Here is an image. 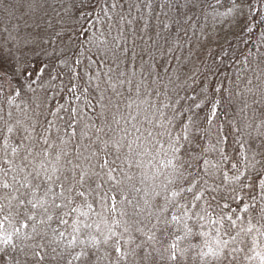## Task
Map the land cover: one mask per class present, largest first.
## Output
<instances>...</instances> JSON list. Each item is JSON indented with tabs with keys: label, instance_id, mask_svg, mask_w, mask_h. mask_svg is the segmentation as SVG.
<instances>
[{
	"label": "snow or ice",
	"instance_id": "snow-or-ice-1",
	"mask_svg": "<svg viewBox=\"0 0 264 264\" xmlns=\"http://www.w3.org/2000/svg\"><path fill=\"white\" fill-rule=\"evenodd\" d=\"M102 2L104 7L101 10L108 15L107 0ZM217 2L219 3V0ZM125 3L128 7L127 13L122 11L117 13L121 35L125 25L131 27L137 19L143 20L142 15L129 18L132 16L133 8L140 12L139 3L135 0H125ZM166 5L171 7L170 0H166ZM189 5L194 6V0H185L183 7L187 8ZM243 5L244 0L239 3L237 0H232V6L225 15L241 10L242 16ZM124 6V3L114 0L110 7L115 10L118 7L123 9ZM144 7L151 10V0ZM160 7H165V4H161ZM108 19L112 20V16L108 15ZM174 23L179 24L180 21L176 20ZM168 26L164 24L165 28ZM147 27L148 23H145L144 28ZM133 32H135L134 28ZM133 75H135L134 71ZM127 83L131 84L132 81L128 80ZM110 87L115 91L114 84ZM77 88V85H73L69 91L75 94ZM84 91L87 92V88ZM117 95L124 94L117 93ZM136 95L137 98L140 97V85L136 86ZM103 99L101 95V100ZM179 103L180 101L176 100L175 105ZM217 103L219 101L212 104V116L216 115ZM254 103L259 102L254 101ZM142 104L147 105L146 109H141ZM133 105L136 107L135 115L131 111H128L127 115L120 113V120H123L125 125L130 124L131 130L128 127H119L120 120H117L115 115L113 122L117 128H112L111 124L106 123L109 132L113 135L107 140H101V143L105 149L111 145L116 154L115 159L109 161L107 157L112 153L105 151V158L99 165L101 169L107 168V181L104 182H111L107 191H98L102 189V183H96L95 188L92 187L95 183L94 178H101V173L95 171L96 165L92 163L97 156L96 152H90L88 156L77 152L74 159H68V153L64 148L50 143L46 136L43 138V145H39L33 134L35 124L25 125L22 120H17L16 126L23 128L25 135L14 144L9 136L18 128L13 125L7 126L0 143V189L4 190L0 195V201L6 202L0 203V264H49L50 261H56L57 264L60 262L73 264L74 261L82 260L87 261L88 264H99L101 260L107 261V264H127L128 257L138 255L142 248L145 261L152 259L155 254L160 260L165 261V264H180L187 258L189 251L194 252L202 262L208 257L215 260H230L236 253L243 251L242 248H234L230 245L237 243L241 233L247 236L253 232H255L252 238L253 250L260 246L258 237H264V206L259 208L255 224L252 223L253 217L248 215L247 228H245L243 227L245 217L238 214L236 208L231 209L232 215L220 216L212 220L207 208L198 205L204 192L208 190L206 187L208 181L204 177L210 175V162L203 159L201 164L202 153L208 149H202L201 154L189 150L188 146H191L195 139L192 132L195 122L192 117H188L185 122L181 119L184 110L178 111L170 101L157 106L148 99L137 103L129 96L124 106L130 110ZM101 107L106 109L108 106L102 104ZM169 107L172 108L171 116L164 111ZM115 108L117 112L120 111L119 102L115 104ZM72 111L75 113V109ZM11 115L9 112L8 116ZM141 116L142 119H138ZM261 124L264 125V121ZM248 127H251V124ZM47 131L48 129H45V132ZM96 131L103 133L104 128L99 127ZM258 135L264 136V132H258ZM97 139L100 137L98 136ZM125 148L127 152L122 151ZM241 148H244V144H241ZM185 156L188 159H184ZM257 156H264L261 145L252 149L251 159L244 155L243 160L240 161L244 171L249 168L257 172L264 171V160H257ZM145 158L150 168L141 172L139 182L145 184L149 180L153 181L152 198L161 197L163 193V203L154 205L150 199L145 198L143 206L139 202L134 205V215L138 218L129 220L126 219L127 211L122 207L118 208L117 195L121 196L120 205L125 202L133 203L124 194L122 186L125 182L134 180L128 170L133 167L145 168ZM117 161L120 162L119 165ZM257 164L261 165L260 169H256ZM212 167L216 166L212 165ZM118 168L121 173L120 178L114 175ZM197 168L203 169V175L196 171ZM232 168L238 173L233 179L239 181L244 172L240 171L236 163L232 164ZM225 179H228L227 173ZM157 180L159 184L155 183ZM260 187L264 189V180L260 181ZM131 188L135 192L142 191L135 184H131ZM115 189H118L117 194H113ZM185 194H190V198ZM148 196L149 192L145 191V197ZM205 203L211 206L208 201ZM95 204H99L100 211H96ZM223 207L229 208L230 205L225 203ZM197 208L199 211H196ZM145 209H147L146 216ZM169 210H171L170 215ZM240 212L248 213L249 206L244 205L240 208ZM153 219L154 223H152ZM54 220L58 225L64 226V230L58 231L52 228L51 224ZM205 221L211 225H218L215 228V236L209 232L194 230L196 226L203 229L205 225L202 222ZM149 223L151 227L145 231ZM229 228H239V231L232 235ZM49 229L52 232L51 238H49ZM133 232L139 233L145 239L129 250L125 246L135 243ZM175 232L182 234L175 235L167 247H163V239ZM198 238H205L203 246L194 242ZM182 240L188 241L186 248L180 247L179 242ZM157 244H161V247H156ZM102 246L105 248L103 255H97ZM249 259H258L259 264H264V252L256 251L255 256Z\"/></svg>",
	"mask_w": 264,
	"mask_h": 264
},
{
	"label": "rangeland",
	"instance_id": "rangeland-1",
	"mask_svg": "<svg viewBox=\"0 0 264 264\" xmlns=\"http://www.w3.org/2000/svg\"><path fill=\"white\" fill-rule=\"evenodd\" d=\"M82 1L84 3L87 2V0ZM93 1H96L99 6H104L102 0ZM113 2L114 0H107V12L108 15L112 14V20H109L108 15L100 8L102 14L95 13L93 20L96 17H102L100 21L101 30L96 35L95 28L85 27L79 39H77L80 46L83 45V50L90 44L97 49L86 54L92 61L88 59L87 65H83V70L79 72L80 83L83 84V89L87 88L88 90L87 92L84 91V95L88 96V98L90 97L91 101L97 104L98 112L102 116L111 117L110 123L114 124V128H116L117 125L113 122V115L116 116L117 120H120V113L127 115L128 111H131V109H123V103L127 99L117 95L121 91L120 78L126 76L124 73L126 70L125 65L130 64L127 71L129 73L128 80H135V82L139 80L142 82V78L145 81L152 80L151 88L153 90H156L160 84H164L163 86H166V88L163 93L169 99L166 103L170 101L174 104L175 100L165 93L174 91L175 96L173 97H177L176 92L178 89L188 90V94L182 96L184 99L180 100V105L183 108L185 106L188 108H200L201 112H198V114L201 118L202 116L206 117L204 105L208 101L212 99L213 103L219 101L216 104V115H210V122L201 131L203 132V148L201 150L208 149V151L202 153V157L206 155V160L210 162L209 171L214 172V176L209 175L206 178H208L207 181L211 186L215 187L212 196L218 197L219 194L221 195L220 199H218L219 201L215 202L217 207H221L225 212L236 208L237 213L245 217L243 224L245 228H247L248 215L253 217L252 223L255 224L258 213L252 211L253 207H249L248 213L240 212L243 203L242 201L236 202L234 200L237 197L239 198L241 194L238 187L239 184L233 179L234 177L225 179L226 172H223V167L222 169L220 167V162L223 158H218L217 160L215 149L212 148V142L214 137H216L214 136L215 132L219 133V128L226 129L227 127L230 132L228 133L227 131L225 135L226 140H224L225 147L223 149L227 148L229 152L230 149L238 148L241 154L237 155L242 156V160L244 155L251 159L252 149H256L257 145H261L262 150H264V136L258 135V132H264V125L261 124L264 121V36H262V33H264V19H262L264 17V0H244L242 16L240 14L241 10L225 15L232 6V0H219V3L217 0H194V6L189 5L187 8L183 7L185 0H170L171 7L166 5V0H151V10L144 7L149 0H135L136 3L140 4V12L138 13L133 8L132 16L129 18L142 15L143 20L137 19L131 27L125 25L122 35L118 27L119 17L117 13L121 11L127 13V3H125V0H119L120 3L125 4L124 8L120 9L118 7L113 10L110 7ZM237 2L239 3L241 0H237ZM161 4H165V7L161 8ZM62 6L63 2L61 0L55 6H51V3H47V0L40 4L39 0L0 1V73H7V75H0V117L3 118L7 115L6 113L17 112L18 110L27 112L22 116L24 120L29 114L36 113L34 117L41 118L45 114L44 112L52 113V110H50V97L48 96L53 75L49 67L53 57L50 56L58 55L60 47L66 41L62 40L63 30H59V36H52L48 31L54 17L61 23L64 20L68 21L67 11ZM91 10L98 11V8L93 7ZM176 20H179L180 23H174ZM145 23H148L147 29L144 28ZM164 24L169 26L165 28ZM172 25H175L177 30L170 29ZM103 27L107 29L103 31ZM133 28L135 32H133ZM63 29L66 31L68 28L65 26ZM86 31L91 34L89 38ZM117 35L123 38L122 45H119V47L114 46ZM99 36L100 40L97 39ZM91 37L93 38L92 42ZM78 42L75 41V44ZM92 49L94 48L89 50ZM32 53L35 55L42 54L41 58L39 60L34 59L36 56L31 58L29 55ZM43 60L47 63L43 64ZM107 64L110 65L108 66ZM22 70L25 74L28 73V76L32 75L28 81L22 78L26 82L25 85H32L25 86L24 89L23 81L19 79ZM133 71L135 75H133ZM102 72H106L109 77L107 78L104 74V77L107 78V83L100 76ZM24 73H22L23 76ZM162 73L167 74V76L163 77ZM46 80L49 81L45 83ZM111 84L115 85V91L110 87ZM125 86L127 88L128 83ZM36 87L40 88L39 92L37 90L35 92L31 91ZM195 89H197L196 95ZM101 95L104 97L103 100H101ZM254 101L259 103H254ZM27 102H32V108L26 106ZM117 102L120 103L119 112L115 108ZM221 102L223 103L224 113L217 108ZM102 104L108 107L102 109ZM34 107L39 108L35 110ZM78 107L82 109L81 103ZM46 108L47 110H45ZM170 109L171 107L166 108V111L169 112ZM79 113L81 114L82 112ZM132 114L135 115L136 113L133 111ZM186 115L187 113L183 114L185 122H187ZM220 116H223L221 118L222 122H219ZM103 121V119H100V126H102ZM2 122L3 120L0 119V132L3 128ZM121 122L122 120H120ZM133 122L136 123V121ZM24 123L26 125L33 124L25 121ZM249 124H251V127H248ZM138 126L140 125L138 124ZM145 127L148 126L145 125ZM212 132L214 133L211 134ZM206 133L209 134L206 135ZM23 134L25 135V133ZM241 144H244V148H241ZM122 151L127 152V149L125 148ZM197 154H201V151ZM241 158H238V160ZM184 159H188V157L185 156ZM256 159L264 160V156H257ZM214 162H217L216 168L212 167V165H215ZM147 168H150V165L147 164ZM260 168L261 165L257 164L256 169ZM95 171H98V169L95 168ZM196 171L203 175L202 168H197ZM106 172L107 170L103 172V177L100 181L103 184V189L107 185L104 182L107 181ZM244 172L246 175H253L252 177L254 178L249 180L251 184L253 182L257 183L258 180H264V171L257 172L249 168ZM262 174L263 177L260 179ZM155 183L159 184V180L155 181ZM250 185L248 186L250 187ZM152 186L153 181H147L145 190L150 192ZM249 187L245 189L241 196H244ZM157 190L159 189L157 188ZM150 195L152 196V193ZM254 195V202L260 201L261 205H263L264 189L260 187V183L257 190L254 191L251 200ZM148 199L154 205L158 204V199L150 197ZM159 199H162V197ZM225 203L229 204L230 207L224 208ZM100 210L98 205L96 211ZM196 211H199V208ZM146 214L147 210H145L144 215L146 216ZM170 214L171 210H169ZM229 215L232 214L229 213ZM137 218L135 215L126 217L129 220ZM154 222L155 220L153 219ZM215 226L217 227V225ZM51 227L58 231L64 230V226L58 225L55 220L52 222ZM148 228H150L149 225L145 228V231ZM199 229L196 226L194 230L201 231ZM229 231L232 235H235L239 228H229ZM213 233L211 235L215 236V232ZM174 234L181 235L182 233L175 232ZM157 235L158 237L160 236L159 233ZM175 235L164 238L162 241L163 247H167ZM254 235L255 232L247 236L241 233L237 243L231 244L230 247L242 248L243 251L236 253L235 257L230 260H215L208 257L202 262L194 252L189 251L187 258L182 260L180 264H259L258 259L249 258L255 256L256 251L264 252V237H258L260 246L254 251L252 244ZM133 236L135 237V243L125 246L129 250L145 239V237L136 232H133ZM51 237L52 232L49 229V238ZM204 239L198 238L194 242L203 246ZM240 241H243V243ZM179 245L181 248H186L188 241L182 240ZM156 247H161V244H157ZM204 250L207 251V249ZM104 251L105 248L102 246L97 255L102 256ZM143 256L144 250L142 248L139 250L138 255H130L128 257L127 264H165V261L160 260L155 254L148 261H145ZM49 264H57V262L50 261ZM60 264H63V262H60ZM73 264H88V262L83 260L80 262L74 261ZM99 264H107V261L101 260Z\"/></svg>",
	"mask_w": 264,
	"mask_h": 264
},
{
	"label": "trees",
	"instance_id": "trees-1",
	"mask_svg": "<svg viewBox=\"0 0 264 264\" xmlns=\"http://www.w3.org/2000/svg\"><path fill=\"white\" fill-rule=\"evenodd\" d=\"M1 2H3V0H0ZM63 2V8L64 10L67 11V20L63 23L58 22L57 19H53V21L50 24V28H49V33L52 36L58 35L60 33L59 30H63V36H62V40L66 41L63 42L65 43L64 45H62L61 42V49H60V53L58 55H53L50 57H53V59L50 61L51 63H49V67L52 70V82H50V91L48 92V96L50 97V102H51V108L50 110H52L50 114L44 112L45 114L42 115L41 118H37L34 117L36 113L34 114H29V116H27V118L29 119H22V116L25 115V113L27 112H23V110H18L17 112H10L12 115L11 117L8 116V113H6L7 115H5L2 120V124H3V128L2 131L0 132V143H2L3 140V136L7 131V126L8 125H13L16 126V121L18 120H22L25 121L26 123L31 122L35 124V130L38 131H34V136L37 139V142L39 145H43V138L46 136L49 140L50 143H55L56 145L63 147L64 150L68 153V159H74L77 152L82 153V155L84 156H88L90 154V152H96L97 156L92 160V163L94 165H96V168L98 169L97 172L101 173V178L100 179H95V183L92 184V187L95 188L96 183H100V181L102 180L103 177V172H105L107 170V168L101 169L100 168V163H102L104 157V152L105 151H109L111 150V155L107 157V159L109 161H112L115 159V154H114V150L112 149L111 145H109V147L107 149L104 148V145L101 143V140H107L109 139V130L106 126L107 124H111L112 128H114V124L110 123L111 117H104L102 116L99 112L98 109L96 107V103L91 101L90 97L88 98V96L84 95V89H83V84L80 83L81 79L79 76V72H81L83 70V65H87L88 61L91 59L88 58V56H86L87 53H91L96 51V47L94 45L91 46L88 45L85 47V49L83 50V45L80 46L79 42L77 39H79L80 34L84 31L85 27H91V29H96V35L97 33L101 30L100 28V21L102 20V17H96L95 20H93L94 18V14L96 13H100L102 14V11L100 10V8H103V5H98L96 1L93 0H87L86 3H84V1L82 0H61ZM82 1V2H81ZM93 1V2H92ZM98 1V0H97ZM44 2V0H39V4ZM50 2L51 6H55L56 3H59V0H47V3ZM53 4V5H52ZM82 6V7H80ZM89 6H91L89 8ZM98 8V11H92L91 8ZM108 13V12H107ZM110 16L112 14H109ZM108 23V22H107ZM106 23V24H107ZM67 27L68 29H66V31H64L63 27ZM97 26V28H96ZM106 26V25H104ZM107 29L105 27H103V31ZM170 29H174L177 30L175 25H172L170 27ZM87 30V29H86ZM88 34V38L90 37V33ZM66 35V37H65ZM95 35V36H96ZM59 36V35H58ZM71 36V37H70ZM118 37L115 40V44L114 46L117 45H122L123 42V38L120 37L119 35H117ZM100 36L97 38L99 39ZM93 38L91 37V42H92ZM100 40V39H99ZM75 41L78 42L75 44ZM125 43H127V41H125ZM140 45V43H139ZM90 48H94L92 50H89ZM101 54V53H100ZM42 54L39 55H35V54H31L29 56H31V58L35 57L34 59H40ZM89 59V60H88ZM92 61V60H90ZM43 64L47 63L45 62V60H43ZM91 64V62H90ZM108 66L110 64H107ZM47 66V65H46ZM126 66V70H125V74L126 76L120 78V84H121V91L120 93H123V97H125L126 99H128V97L130 96L133 100H136L137 103L140 102V100L143 99H148L152 104L157 105V106H162L164 103H166L169 99L167 96L164 95L163 91L166 88V86H163L162 84H160L159 87H157L156 90H153L152 87V80H147L145 81L142 78V82H140L141 80L135 82V80H131L132 83L129 84L128 83V87L126 88L125 85H127V81H128V77H129V73L128 71V66H130V64L125 65ZM25 67V66H24ZM48 67V66H47ZM24 71L22 70V72L20 73V80H22V78L24 80H30L31 76H28V73H24ZM106 75V72H102L101 73V78L104 79V81L107 83V78H109L107 76V78L104 77ZM163 77L167 76V74L162 73L161 74ZM200 76V75H199ZM203 79V78H201ZM49 81V80H48ZM47 80L45 81V83L48 82ZM121 81H123V83H121ZM26 82L23 81V89L25 86H32L30 84H26ZM80 84V85H79ZM73 85H77V91L75 92V94H73L72 92L69 91V89L73 86ZM140 85V97L137 98L136 95V86ZM126 88V89H125ZM40 88H33V90L31 91H36L39 92ZM125 89V91H124ZM129 89H131V91H129ZM197 94V89H195ZM182 92V93H181ZM168 94L170 97H172V99L175 100H183L184 97H182L183 95L185 96L186 94H188V90H180L178 89L176 92V96L177 97H173L175 96L174 91L169 92V93H165ZM77 97H79V99H77ZM120 97V96H119ZM217 98V96H215ZM223 99V98H222ZM213 100V99H212ZM212 100L208 101L206 105H204V110H205V116L201 118V116L198 114V112H201L200 108H193V107H182L179 103V105H175V103L173 105L176 106L177 110H181L183 109L184 112L183 114H186V118L188 117H192L193 121L195 122L192 128V132L194 134V142L191 146L189 147V150H194L195 153H198L199 151H201V148H203L202 146V129L204 128V126H206V124L209 122L210 120V115H211V108H212ZM33 102V101H32ZM32 102H27L26 106H30L32 108ZM127 101H125L123 103V106L125 105ZM81 103L82 109L80 107H78V105ZM45 105V103H44ZM188 105V104H187ZM147 105H141V109H146ZM223 103L221 102L219 104V106L217 107L218 109L221 110V112L224 113L223 110ZM39 107H34L35 110H38ZM48 108V106H47ZM47 108L45 110H47ZM73 109H75V113H73ZM81 109V110H80ZM123 109H126L125 106L123 107ZM44 110V111H45ZM135 112L136 113V107L135 105H133V108L131 109V112ZM164 111H166V109H164ZM79 112H82L81 114ZM33 113V112H32ZM104 113V112H103ZM168 116H171L172 113V108L168 111L165 112ZM112 116V114H111ZM142 117V116H141ZM201 119H200V118ZM223 116L219 117V122L221 121V118ZM185 117H181V119H183ZM100 119H103V124L102 126L99 125ZM140 119V117L138 118ZM198 119V121H197ZM208 119V121H207ZM222 122V121H221ZM134 123V122H133ZM96 124V125H95ZM26 125V124H25ZM71 125V126H70ZM87 125V127H86ZM105 125V127H104ZM18 128V130L14 131L12 134H10L9 138L11 140L12 143H18L21 136H23L24 132L22 128H19L18 126H16ZM99 127H103L104 128V132L103 133H97L96 129ZM119 127H128L131 130V125H125L124 121L122 120V122L120 123ZM117 128V127H116ZM22 129V130H21ZM45 129H48L47 132H45ZM215 130V127H214ZM219 133L215 132L216 137H214V141L211 142L213 143L212 148H214V152L217 155V160L218 158H223L221 163V169L223 172L227 173V176L229 178L235 177L238 173L236 169L232 168V164L236 163L237 167L240 169V171H243V164L240 163V161L242 160V156H238L241 154V151L237 148H233L230 149L228 152V149H223L225 147V142L224 140H226L225 135L227 134L228 128L226 127V129L224 128H219ZM73 132H75V135H73ZM230 131H228L229 133ZM105 133H107V135H105ZM210 133V132H209ZM209 133H206L209 134ZM214 132H212L211 134H213ZM113 134L111 133V136ZM100 137V139H97V137ZM261 137V136H260ZM259 140V139H258ZM64 142V143H62ZM210 142V144H211ZM27 143V141H26ZM124 150V149H123ZM238 154V155H237ZM206 155H204L202 157L201 160V164L203 162V159H206L205 157ZM225 157H227V159H225ZM235 157V158H234ZM238 158H241L240 160H238ZM118 165L120 162H117ZM147 158H145V168L144 169H138L136 167H133L132 169L128 170L130 175H133L134 180L132 182H125V185H123V191L124 194L127 195L128 199L131 200L133 203L132 204H127V202H125L123 205L119 204V201L121 199L120 195H117V201H118V208H124L128 215L134 216V205L137 204V202H139V204L141 206H143V202L144 199L148 197L152 198V196L150 195L151 191L149 192V190H145V184H141L139 181L141 179V172L144 170H147ZM215 166L217 165V162H214ZM219 163V162H218ZM126 167V166H125ZM226 167V169H225ZM216 168V167H215ZM103 170V172H102ZM191 171V170H190ZM211 171V170H210ZM11 175V174H10ZM115 176H117V178H120L121 173L119 171V168L117 169V171L114 173ZM210 175L214 176V172L211 171ZM233 175V176H232ZM251 175V174H250ZM249 174L246 175L244 172V175L241 176L239 181H236L237 184H239V188L241 191V194L245 191V189L247 187H249L248 185L251 184V182H249V180H252L254 177L250 176ZM252 177V178H251ZM263 177H260V179ZM206 180H208V178H206V176L204 177ZM201 183H203L201 181ZM260 183V181L258 180L257 183L253 182L248 191L244 194V196L240 194L239 198L237 197L236 202L242 201L243 206L244 205H248L249 207H253L252 211L255 213H258L259 208L264 206L261 205V202L258 201L257 203L254 202V199L251 200L252 195L254 194V191L257 190L258 188V184ZM106 187H104V189H100L98 191H107L110 186H111V182H106ZM131 184H135V186L137 188H141L142 191L141 192H135L134 190H132L131 188ZM207 187V191L204 192V196L202 197V199L198 202V205H201L205 208H207L208 213L211 214V219L212 220H216L218 217L220 216H226V214L229 215L232 214L231 210L229 212H225L221 207H217L216 203L217 201H219L218 199H220L219 197H221V195L219 194L218 197L216 196H212L213 195V189L215 191V187L211 186V184L208 182ZM4 190H0V195L3 194ZM145 191L149 192V196L145 197ZM118 189H115L113 191V194H117ZM257 194V193H256ZM255 194V195H256ZM189 195V194H187ZM254 195V197H255ZM163 196V193L161 195V197ZM161 197L155 198L158 199V204L163 203V199H159ZM213 197H215V199H213ZM190 198V196H189ZM205 201H208L210 203V207L208 206V204L205 203ZM262 201V200H261ZM0 203H6L5 201H0ZM99 204H95L94 207L95 209L98 207ZM259 205V206H257ZM147 210V209H145ZM203 214V213H202ZM213 217V218H212ZM111 218V217H110ZM71 222V221H70ZM227 223V221H225ZM153 223V221H152ZM204 223V228L203 229H199V230H203L205 232H209L210 234H212L213 232H215V225H211L210 223H208L207 221L202 222ZM151 227V223L148 224ZM218 227V225H217ZM214 234V233H213ZM175 234H171L168 237H173ZM60 250V249H59Z\"/></svg>",
	"mask_w": 264,
	"mask_h": 264
}]
</instances>
